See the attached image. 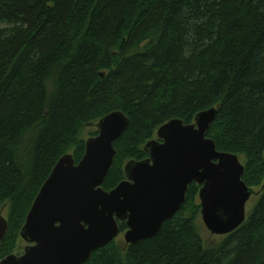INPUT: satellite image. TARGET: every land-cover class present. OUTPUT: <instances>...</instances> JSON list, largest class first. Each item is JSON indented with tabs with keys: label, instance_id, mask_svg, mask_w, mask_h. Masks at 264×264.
Instances as JSON below:
<instances>
[{
	"label": "trees",
	"instance_id": "16d2710c",
	"mask_svg": "<svg viewBox=\"0 0 264 264\" xmlns=\"http://www.w3.org/2000/svg\"><path fill=\"white\" fill-rule=\"evenodd\" d=\"M212 108L207 138L243 158L244 182L260 188L245 224L207 248L194 184L155 238L126 251L114 241L86 264H264V0H0V212L10 225L0 261L59 160L83 159L86 127L116 111L130 120L103 185L111 192L162 126Z\"/></svg>",
	"mask_w": 264,
	"mask_h": 264
},
{
	"label": "water",
	"instance_id": "95a60500",
	"mask_svg": "<svg viewBox=\"0 0 264 264\" xmlns=\"http://www.w3.org/2000/svg\"><path fill=\"white\" fill-rule=\"evenodd\" d=\"M217 115L212 108L197 115L194 124L173 120L162 126L157 131L162 143L148 142L150 158L130 161L127 179L111 192L103 185L115 163V143L130 120L120 111L102 118L80 163L71 154L63 156L41 188L20 234L28 244L24 254L0 264H86L121 235L119 223L127 226V246L153 239L181 211L193 183L201 186L207 230L216 236L239 230L247 221L248 202L258 193L244 182L239 156L218 151L207 138ZM9 229L0 212V250Z\"/></svg>",
	"mask_w": 264,
	"mask_h": 264
},
{
	"label": "rangeland",
	"instance_id": "374dc122",
	"mask_svg": "<svg viewBox=\"0 0 264 264\" xmlns=\"http://www.w3.org/2000/svg\"><path fill=\"white\" fill-rule=\"evenodd\" d=\"M96 132H98V129L96 127H86V129L83 132L84 140L87 141L90 138L96 137V136H92V134H94ZM152 140L153 141L154 140H158L157 132L155 133V135H154ZM240 161L242 162L243 165H245V160L243 158H240ZM127 162H129V161H127ZM254 190L259 195L260 188H256ZM258 195L253 196L250 199V201L248 202L247 206H246L247 218L252 214V212L254 210V207L257 204L258 200H259V196ZM196 203L201 207L199 196H198V199H197ZM3 210H5V209H3ZM2 212H3V215L5 216V218H7V210L2 211ZM197 229H198L201 237L203 238L207 248H212V247L220 245L228 237V236H216V235L211 234L207 230L206 226L204 225L201 216H200V218L197 221ZM124 236H125V232L121 233V235L115 240V242L117 243L118 247L121 250L126 251L128 246L126 245ZM27 247H28V244L24 240L21 239L19 241L16 249H15L14 254L18 255V256L19 255H23L24 252H25V249Z\"/></svg>",
	"mask_w": 264,
	"mask_h": 264
},
{
	"label": "flooded vegetation",
	"instance_id": "af4514ba",
	"mask_svg": "<svg viewBox=\"0 0 264 264\" xmlns=\"http://www.w3.org/2000/svg\"><path fill=\"white\" fill-rule=\"evenodd\" d=\"M150 141H153V140H150ZM150 141H148V142H150ZM155 141H158V142H161V143H162V141H160V140H155ZM148 142H147V143H148ZM145 146H146V145H145ZM144 151H145V147H144ZM145 153H146V151H145ZM146 154H147V153H146ZM149 158H150V157H149V155L147 154V158H145L143 161H145V160H147V159H149ZM139 162H141V161H139ZM128 163H129V162H128ZM128 163H127V164H128ZM127 164H126V165H127ZM126 165H125V167H126ZM125 167H124V174H125ZM126 179H127V178H126V174H125V180H126ZM125 180H124V181H125ZM194 184H196V183H193V184H191V185L189 186V190H190V187L193 186ZM196 185H197V184H196ZM189 190H188V192H189ZM188 192H187V194H188ZM186 201H187V196H186ZM185 204H186V203H185ZM119 224H122V223H119ZM19 256H21V255H19Z\"/></svg>",
	"mask_w": 264,
	"mask_h": 264
}]
</instances>
